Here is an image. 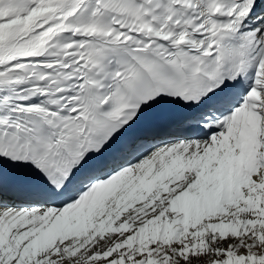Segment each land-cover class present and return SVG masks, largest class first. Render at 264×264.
<instances>
[{
	"label": "bare ground",
	"instance_id": "bare-ground-1",
	"mask_svg": "<svg viewBox=\"0 0 264 264\" xmlns=\"http://www.w3.org/2000/svg\"><path fill=\"white\" fill-rule=\"evenodd\" d=\"M60 4L59 0H0V102L11 114L10 121L19 127L0 126L30 144L33 139L26 126L28 116L50 112L35 97L52 88L23 79L11 91L17 74L7 58H37L31 53L54 33L50 28L69 15L68 7L63 9ZM24 15H30L28 21ZM262 79L264 87V70ZM9 93L16 99L4 100ZM257 99L262 114L260 136L254 145L259 167L248 165L240 173L232 167L240 142L238 135L248 122L247 116L257 115L251 100L245 112H237L232 129L222 139L213 138L208 143L173 142L148 154L129 153V159L143 158L131 169L93 186L91 191L97 190L88 204L79 205L86 192L78 202L66 204L64 211L48 208L46 204L51 202H40L33 211L14 206L0 208V264H70V257L86 255V247H104L113 235L112 225L122 226L125 220L136 226L137 232L156 224L161 232L168 226V218L175 225L183 223L182 229L185 225L197 226L196 232L209 223L198 208L202 196L208 197L213 215L221 210V200L226 201L228 196L232 198L225 204L226 213H246L253 197L264 193V89ZM251 124L258 133L259 124ZM98 178L101 181L103 174H98ZM210 180L213 183L207 184ZM189 205L195 207L193 217L184 211ZM218 223L217 218H211L213 229ZM173 249V255L178 257L180 245L175 244Z\"/></svg>",
	"mask_w": 264,
	"mask_h": 264
},
{
	"label": "rangeland",
	"instance_id": "rangeland-1",
	"mask_svg": "<svg viewBox=\"0 0 264 264\" xmlns=\"http://www.w3.org/2000/svg\"><path fill=\"white\" fill-rule=\"evenodd\" d=\"M211 183L212 180L207 184ZM207 198L202 196L198 206L209 218L208 226L201 230L195 232L194 225L182 229L183 223L175 225L168 218V226L161 232L157 224L137 232L136 226L125 220L122 226L112 225L113 235L104 247H86V255L70 257V264H264V193L253 197L246 213H226L225 204L232 198L228 196L226 201L221 200V210L213 215ZM184 211L193 217L195 207L189 205ZM211 218L219 221L214 229ZM175 244L181 247L178 257L173 255Z\"/></svg>",
	"mask_w": 264,
	"mask_h": 264
}]
</instances>
